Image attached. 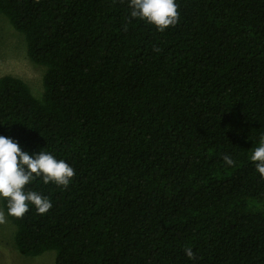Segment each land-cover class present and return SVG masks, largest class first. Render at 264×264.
Listing matches in <instances>:
<instances>
[{
  "label": "trees",
  "instance_id": "16d2710c",
  "mask_svg": "<svg viewBox=\"0 0 264 264\" xmlns=\"http://www.w3.org/2000/svg\"><path fill=\"white\" fill-rule=\"evenodd\" d=\"M159 31L129 0H0L45 67L43 92L0 76V135L75 170L7 215L55 264H264V0H176ZM126 27V30H125ZM224 155L235 161L226 165ZM191 248L196 259H189Z\"/></svg>",
  "mask_w": 264,
  "mask_h": 264
},
{
  "label": "clouds",
  "instance_id": "9594fccd",
  "mask_svg": "<svg viewBox=\"0 0 264 264\" xmlns=\"http://www.w3.org/2000/svg\"><path fill=\"white\" fill-rule=\"evenodd\" d=\"M129 6L132 18L155 25L161 32L176 26L180 19L176 0H129ZM250 159L261 177H264V137H261L260 145L255 148ZM223 160L228 166L235 164L230 155H224ZM75 175L69 163L57 159L52 153L40 151L30 154L22 150L16 140L0 135V198L7 201V215L23 218L30 206H34L38 214H46L53 206L51 201L28 186L37 178H42L45 184L51 182L67 188ZM4 223L5 212L0 210V224ZM185 253L189 259H196L191 248H185Z\"/></svg>",
  "mask_w": 264,
  "mask_h": 264
},
{
  "label": "rangeland",
  "instance_id": "374dc122",
  "mask_svg": "<svg viewBox=\"0 0 264 264\" xmlns=\"http://www.w3.org/2000/svg\"><path fill=\"white\" fill-rule=\"evenodd\" d=\"M44 72V66L28 57L24 35L0 14V76L11 74L24 79L34 95L40 97ZM0 210L4 211L1 198ZM5 216L6 223L0 224V264H55V250H47L36 256L23 254L15 244V226L6 213Z\"/></svg>",
  "mask_w": 264,
  "mask_h": 264
}]
</instances>
